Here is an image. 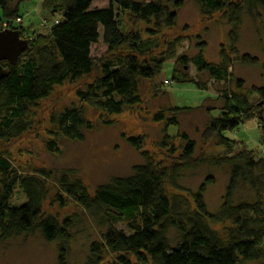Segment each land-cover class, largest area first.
<instances>
[{
    "label": "trees",
    "instance_id": "trees-1",
    "mask_svg": "<svg viewBox=\"0 0 264 264\" xmlns=\"http://www.w3.org/2000/svg\"><path fill=\"white\" fill-rule=\"evenodd\" d=\"M27 1L0 0V23H8L13 30L22 33L23 27L17 21L21 20V7ZM94 1H43L44 10L54 18L48 38L31 43L15 65L2 63L7 76L0 78V143L16 140L29 131L32 108L49 98L55 87L76 82L95 71H99L98 77L77 92L81 106H72L50 117L58 137L83 142L86 134L94 130L95 125L86 117L85 105L119 116L142 104L141 80H155L173 52L156 58L161 48L152 39L154 33L149 32L151 40H145L139 33L124 32L120 17L124 13L135 21L153 22L156 30L170 29L175 26L184 2L109 0L107 8L93 9ZM194 1L201 16L230 15L234 41H237L243 14L264 11V0H243L238 4L236 0ZM58 15L61 19H55ZM101 39L107 54L94 58L92 48ZM242 60L253 64L257 61L248 55ZM189 62L186 56L177 57V64L187 66ZM191 63L198 73H206L217 81L227 83L230 78L229 62L225 60L214 65L205 61L200 53ZM175 73L178 75L176 69ZM175 79L178 83H193L192 80L180 81L178 76ZM194 85L200 90L203 88L198 83ZM257 94L264 100V85ZM235 99L237 105H232L225 97L221 115L210 117L202 135L205 143L215 140L218 147L226 150L222 156L201 161L229 170L226 192L216 213H211L205 202L207 190L215 182L212 176L207 177L196 192L182 189L178 184L181 172L196 162L197 144L186 132H180L179 116L189 108L173 107L168 110L171 114L168 119L157 113L155 121L166 120L167 126L178 128L176 136L184 144L179 163L170 170L161 168L147 151H142L144 162L136 165L129 176L112 178L97 186L93 193L80 178L64 172L55 178L58 192L50 197L49 173L39 170L35 174H23L1 155L0 244L40 233L47 243L59 244L58 264H67L74 218L60 221L46 216L43 206L50 199L61 208L69 203L77 205L105 229L101 234L102 242L91 244L87 264H101L106 251L117 256L113 264H241L264 260V105H259L261 111L256 115L246 96ZM251 120H257L261 131L262 147L256 156L250 150L237 149V142L224 137L225 132L236 131ZM126 142L137 151L144 147L141 136L128 137ZM55 145L48 143V149L56 150ZM162 146L168 145L163 142ZM166 182L178 191L188 192L195 209L192 210L188 197L169 195ZM16 189L26 198V202L18 206L11 203ZM240 189L247 190L248 199L238 197ZM224 222L231 223L227 241L211 228L212 224ZM122 223L127 225L128 233L117 228ZM172 230L174 236H170ZM128 256H133L136 263Z\"/></svg>",
    "mask_w": 264,
    "mask_h": 264
},
{
    "label": "rangeland",
    "instance_id": "rangeland-1",
    "mask_svg": "<svg viewBox=\"0 0 264 264\" xmlns=\"http://www.w3.org/2000/svg\"><path fill=\"white\" fill-rule=\"evenodd\" d=\"M43 1L29 0L21 7L22 17L17 23L23 27L21 38L29 41L30 45L40 42L41 38L46 40L54 21L52 15L44 10ZM182 1L184 6L178 11L175 26L170 29L156 30L153 22L135 21L124 13L120 17L124 32L139 33L145 40H151L149 32L154 33L152 39L156 40L161 48L156 53V58L165 56V53L170 55L171 50L173 52L155 80H141V105L127 109L119 116L98 112L85 105L86 117L95 125L94 130L86 134L83 142L58 137L55 134L56 127L50 123V117L72 106H81L77 92L84 90L87 84L98 77L99 71H95L91 76L55 87L49 98L32 108L29 131L16 140L0 143V156H6L14 169L23 174H35L39 170L49 173L50 197L58 192L55 178L64 172L80 178L89 187L90 193H93L97 186L109 182L112 178L129 176L136 165L144 162L142 151H147L161 168L170 170L173 165L179 163L184 144L176 136L178 128L167 126L166 120L156 122L155 116L162 113L168 119L171 115L168 110L173 107L189 108L179 116L180 132H186L189 138L196 142V162L181 172L178 184L182 189L196 192L204 180L212 176L215 182L208 188L205 202L208 210L216 213L226 192L229 170L202 164L201 161L211 156H222L226 154V150L218 147L215 140L205 143L202 138L203 130L210 117L217 118L221 115L226 101L237 105L235 98L238 96H246L256 115L261 111L259 105L263 99L257 94V90L264 85V11L257 10L253 14L245 12L237 31V41H234L230 15L220 13L209 17L201 16L199 6L194 0ZM242 1L236 0L237 4ZM108 6L109 0H95L92 8ZM55 19H61V16L58 15ZM125 50L126 48L122 51ZM200 53L205 61L214 65H219L222 60L229 62L230 78L227 83L212 79L206 73L197 72L191 60ZM105 54L107 48L101 39L93 46L92 55L94 58H100ZM181 55L190 59L187 66L177 64V57ZM245 55L256 59V63L244 62L242 58ZM175 69L178 75H175ZM177 76L180 81L192 80L194 84L202 85V90L193 83H178L175 79ZM262 115L264 116V109ZM132 136L143 137L144 147L141 151L135 150L126 142V138ZM224 137L237 142L236 148L239 150H250L255 156L261 152V131L257 120L247 122L236 131L225 132ZM50 142L56 144V150L48 149ZM163 142L168 146H162ZM165 188L169 195L188 197L192 210L195 209V203L188 192L174 189L169 182L165 183ZM240 196L241 199L249 198L245 189H240L238 197ZM25 202L22 191L16 189L12 205L18 206ZM43 210L46 216H54L60 221L68 217L74 218L67 264H87L91 244L102 242L101 234L105 229L101 228L98 220L73 203L61 208L48 199ZM230 227L229 222L211 225L224 241L229 238ZM117 228L128 233L126 224H118ZM170 236H174L173 230ZM58 255L59 244L47 243L40 233L0 244V264H58ZM116 258V255L106 251L101 264H113ZM129 258L132 263H136L133 256ZM241 264H264V260Z\"/></svg>",
    "mask_w": 264,
    "mask_h": 264
},
{
    "label": "water",
    "instance_id": "water-1",
    "mask_svg": "<svg viewBox=\"0 0 264 264\" xmlns=\"http://www.w3.org/2000/svg\"><path fill=\"white\" fill-rule=\"evenodd\" d=\"M29 48V41L22 39L19 31H0V78L7 76L2 63L9 62L11 65H15L21 55L27 52ZM262 105H264V100Z\"/></svg>",
    "mask_w": 264,
    "mask_h": 264
},
{
    "label": "built area",
    "instance_id": "built-area-1",
    "mask_svg": "<svg viewBox=\"0 0 264 264\" xmlns=\"http://www.w3.org/2000/svg\"><path fill=\"white\" fill-rule=\"evenodd\" d=\"M18 22H20V20H18ZM4 30H13L12 25L8 23H0V31H4Z\"/></svg>",
    "mask_w": 264,
    "mask_h": 264
}]
</instances>
